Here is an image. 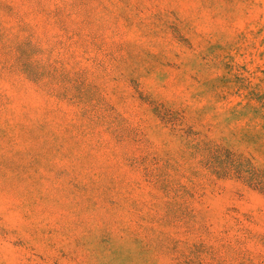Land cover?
Returning <instances> with one entry per match:
<instances>
[{"label":"rangeland","instance_id":"rangeland-1","mask_svg":"<svg viewBox=\"0 0 264 264\" xmlns=\"http://www.w3.org/2000/svg\"><path fill=\"white\" fill-rule=\"evenodd\" d=\"M0 264H264V0H0Z\"/></svg>","mask_w":264,"mask_h":264}]
</instances>
